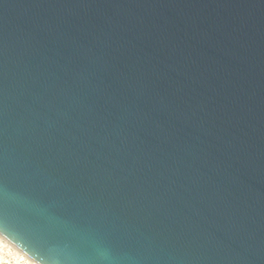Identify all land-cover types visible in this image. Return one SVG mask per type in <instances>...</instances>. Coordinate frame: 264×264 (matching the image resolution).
<instances>
[{"label": "water", "instance_id": "1", "mask_svg": "<svg viewBox=\"0 0 264 264\" xmlns=\"http://www.w3.org/2000/svg\"><path fill=\"white\" fill-rule=\"evenodd\" d=\"M0 234L264 264V0H0Z\"/></svg>", "mask_w": 264, "mask_h": 264}, {"label": "clouds", "instance_id": "2", "mask_svg": "<svg viewBox=\"0 0 264 264\" xmlns=\"http://www.w3.org/2000/svg\"><path fill=\"white\" fill-rule=\"evenodd\" d=\"M8 249H13L15 254L10 255ZM0 264H36L25 253L15 249L14 242L5 240L3 234H0Z\"/></svg>", "mask_w": 264, "mask_h": 264}, {"label": "built area", "instance_id": "3", "mask_svg": "<svg viewBox=\"0 0 264 264\" xmlns=\"http://www.w3.org/2000/svg\"><path fill=\"white\" fill-rule=\"evenodd\" d=\"M6 241H8L7 239H5ZM15 249H18L17 247H15ZM8 251V253L10 254V255H14L15 254V252H14V250L13 249H8L7 250ZM30 258V257H29ZM31 259V258H30ZM33 260V259H32ZM36 264H38V263H36Z\"/></svg>", "mask_w": 264, "mask_h": 264}]
</instances>
